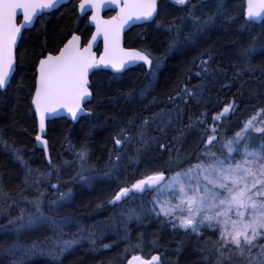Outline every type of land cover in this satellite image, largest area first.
<instances>
[{
	"label": "snow or ice",
	"instance_id": "snow-or-ice-1",
	"mask_svg": "<svg viewBox=\"0 0 264 264\" xmlns=\"http://www.w3.org/2000/svg\"><path fill=\"white\" fill-rule=\"evenodd\" d=\"M62 0H0V89L9 85L17 66L18 40L23 38V30L35 26V20L47 10L56 8ZM231 0H80L77 5L81 13L90 7L89 20L95 24L96 31L87 44L82 45V38L74 31L70 38L62 35L55 38L60 47L48 50V40L41 43L39 51L33 53L34 91L31 93V106L38 118L39 134L35 140L44 145V156L48 171L33 168L24 158L21 149L8 146L13 159L19 162L23 170V179L15 196L0 179V218L6 223L0 224L3 244L0 252L16 256L11 264H26L36 257H47L52 264H61L62 257L75 246L87 241L92 250L100 244L110 249L113 244H103L96 225H78L75 232L66 233L76 223L71 215L54 216L44 212L47 189L42 183L50 185L52 198L47 205L49 211H59L66 202L71 201V188L61 191L60 180L51 183L53 174H58L61 166L54 163L48 148V141L41 134L46 133V120L60 111L67 112L77 120L85 112L83 104L97 100L96 107L105 104L106 97L102 87H93L89 77L93 69L109 67L115 73H122L129 64L142 62L147 66L145 83L138 89L141 102L154 91L157 70L169 53L182 51L196 44L201 37L218 25L238 24V32L247 33L248 42L240 43L234 53L240 66L232 64V78L242 77L245 71L255 73L257 69L264 74V61L253 64L257 54L264 56V42L258 35H252L257 22L264 23V0H244L241 13H233ZM115 5L118 12L109 20H102L99 9L104 5ZM179 6L182 15H170L169 7ZM18 12L23 19L17 22ZM161 19L157 20L156 18ZM150 23L155 21L154 31L163 29L167 34L164 53L154 57L148 48L121 47V33L125 26L135 22ZM185 29H188L185 31ZM103 35L104 53L99 60L92 51L97 37ZM147 39L142 35L141 40ZM66 40V42H63ZM236 45V41H233ZM24 54H21V59ZM216 61L212 48L200 51L186 69L188 78H178L176 84L167 93L152 96L142 115L132 112L121 122L118 131L111 136L112 146L108 148V159L104 169H98L91 162L87 141L75 150L74 164L76 171L71 180L80 185L92 187L100 178H108L116 184L118 190L109 192L99 199L97 210L105 207L119 209L120 226L124 235L121 241L126 247L109 264H164L161 255L146 258L142 254L144 233L137 235L132 243L128 224L131 221L142 223L149 218L159 221L161 227L170 226L173 232L182 231L184 237L196 238V248L201 258L195 264H264V92L249 89L246 103V118L240 121L238 131L228 136L225 123L238 110L236 95L225 102L222 109L211 116L209 124L205 107L197 115H188V123L183 119L189 106H206L205 92L209 78L217 75L227 76L221 68H213ZM196 69V71H193ZM193 79L198 83H191ZM225 85H221L224 87ZM229 87L231 85H228ZM244 82L240 88L243 89ZM136 89L121 93L130 103L134 102ZM243 97V92L238 89ZM153 107H159L152 112ZM88 116L97 115L93 109L87 110ZM116 119V117H113ZM179 124L180 127H176ZM173 133L169 136V133ZM198 132L197 139L187 149L183 147L186 138ZM154 133V134H153ZM258 141V143H257ZM131 146L133 152L125 150ZM74 148V146H71ZM167 154L165 158L164 154ZM239 154L240 159L236 158ZM127 155L129 164L122 161ZM144 161V171L134 181L121 180V171L131 168V162L137 167ZM69 161H63L69 165ZM186 165V166H185ZM135 171V169H133ZM32 188L38 195L29 198L23 193ZM151 193L148 200L144 196ZM16 197L29 207H19ZM19 207L18 215H11L13 207ZM115 215H110L103 222L105 227H113ZM45 225L52 229V235L43 241L22 243L20 237L30 230H37ZM12 237V239H9ZM70 237V238H69ZM151 244H157L156 233ZM115 243V242H114ZM180 242H178L179 245ZM177 253L180 248L177 247Z\"/></svg>",
	"mask_w": 264,
	"mask_h": 264
},
{
	"label": "trees",
	"instance_id": "trees-1",
	"mask_svg": "<svg viewBox=\"0 0 264 264\" xmlns=\"http://www.w3.org/2000/svg\"><path fill=\"white\" fill-rule=\"evenodd\" d=\"M243 2L244 0H231L230 10L233 13H241L240 6ZM169 13L170 15L165 19L182 15L179 6H170ZM156 19L161 18L157 17ZM154 28L155 21L131 27L124 35V45L140 49L148 48L154 56H160L164 53L166 47L167 34L163 29L154 31ZM237 29L238 24L218 25L210 29L193 46L167 55L157 71L154 91L142 102L138 92V89L146 82V70L142 65L128 68L121 74H111L108 71L101 70L93 71L90 76L93 87H102L105 96L110 97L111 100L106 99L104 105L96 107L97 100L93 99L91 104H86V109H93L97 115L81 116L74 124L65 118L53 119L47 123L46 139L54 163L62 166L60 157L63 158L64 156L65 159H68L71 152L78 149L81 143L86 140L91 162L98 168H104L108 159V148L112 146L111 136L119 130L121 122L125 121L132 112H138L142 115L150 114L143 111L144 104H147L152 96L166 94L167 90L176 84L178 78L187 79L189 74L186 69L193 58L198 57L200 51L206 48H212L216 56V61L212 67L219 66L223 68L227 72V76L217 75L214 78H209L208 89L205 92V99L208 100L207 105L189 106L184 115L183 123H188L189 114L195 116L206 107L208 121L211 124V116L222 109L225 102L231 101L233 94H237L236 102L239 108L225 123L224 130L228 136L238 131L240 121L246 118V115H242L246 103H256V100L248 101V91L249 89H255L257 92H264V74L257 69L255 73L245 71L242 77L232 78L234 69L231 65L240 66L234 48L240 43L248 42L250 39L247 33L242 34ZM187 30L185 29V31ZM73 31L81 35L83 42L88 39L92 31L86 18L77 16L75 0H70L67 4H62L56 10L36 19L35 26L23 32V38L20 39L18 44L15 72L9 85L5 90L0 91V179L7 188L11 189L13 196L23 186L21 184L23 170L19 162L13 159L8 146L21 149L24 158L29 160L31 167L39 168L41 171L48 170L43 152L35 146L34 142L36 120L30 105L31 93L34 88L33 53L39 51L45 37L48 40V50H52L57 47V44L58 46L63 44L55 38L62 35L68 37ZM142 35L147 36V39L141 40ZM252 35H258L260 40L264 42V23L256 24ZM233 41H236V45L233 44ZM21 54H24L22 59L20 58ZM262 61H264V56L257 54L252 62L253 64H261ZM193 71H196V69H193ZM242 81L244 82L243 89L240 88ZM198 82L196 79L191 81L193 84ZM221 85L225 86L221 87ZM131 89L137 90L132 103L121 95V93H126ZM238 89L243 92V97L238 94ZM241 100L246 103H242ZM158 110L159 107L151 109L152 112ZM113 117H116V119H113ZM176 127H180V125L177 124ZM172 134L170 130L169 136ZM197 136L198 132L193 130L192 135L187 136L183 147L185 149L189 148L197 139ZM71 146H74V148ZM125 151L131 153L133 149L129 146ZM164 155L167 158V154ZM125 161L127 160L124 158L122 163L129 164V160ZM131 164V168L127 171H121V180L128 179L132 181L140 178V173L145 168L144 161L142 160L138 167L134 161ZM113 190H116L114 185L106 183H94L90 189L77 188L72 202L68 204L66 214L78 215L82 223L88 224V220L92 219H88L87 212L96 209L95 205L98 200L103 199ZM151 219H146L142 223L130 224L129 231L132 243H136L139 233H144L142 254L146 255L151 251H161L164 254L162 255L164 264H195L201 258V254L196 248V238L194 236L186 238L182 231L173 232L170 226L162 228L159 221ZM153 233H156L157 244L155 246L151 244L154 239ZM3 239L1 233L0 246L7 247L2 243ZM113 240L114 237L113 239L112 237H104L102 240L103 244L114 245L110 249H104L98 245L97 250L93 251L88 249L85 244H83L84 246H77L62 258L61 264H105L107 261H112L118 253L123 251L126 245L123 241L114 243ZM178 242H180L179 245ZM178 246L180 248L179 253L176 251ZM11 262L12 260L9 261L8 258L6 260L0 259V264H11ZM26 264H52V262L44 259H34L27 260Z\"/></svg>",
	"mask_w": 264,
	"mask_h": 264
},
{
	"label": "rangeland",
	"instance_id": "rangeland-1",
	"mask_svg": "<svg viewBox=\"0 0 264 264\" xmlns=\"http://www.w3.org/2000/svg\"><path fill=\"white\" fill-rule=\"evenodd\" d=\"M158 71V70H157ZM257 143H258V141H257ZM74 155H75V151H73V152H71V155L68 157V159H63L62 160V162L63 161H69L70 163H69V169L66 171V173H64V175H62L61 176V173H58V174H53V177H52V179H51V183H56L57 182V175L59 176V180H60V190L61 191H63V190H66V189H68V188H71L72 189V192L74 191V188L76 187V185L77 184H75L74 186L73 185H71V187L67 184L68 183V181H70V182H72L73 184H74V182L71 180V178H72V176H73V174H74V172L76 171V167H75V164H74ZM236 158L237 159H240V156H239V154H237L236 155ZM69 170H70V172H69ZM46 171H48V170H46ZM45 171V172H46ZM71 172H73V174L72 175H69ZM132 181H134V180H132ZM40 187L41 188H43V189H47V195L45 196V203H44V208H43V210H44V212L46 213V214H48V215H54V216H57V217H60V216H64V215H70V214H66V212H67V208H68V204L69 203H71L72 202V200L71 201H68V202H66L65 204H64V206L62 207V208H64L65 207V205H66V207H65V212H63V213H60L61 212V210H59V211H57V212H51V211H49V208H48V205H47V201H48V199L49 198H52V189H50V185L49 184H47V183H42L41 185H40ZM36 195H38V192H36L35 191V196ZM74 195V194H73ZM151 193H147V194H145V196H144V200H148L150 197H151ZM73 199V198H72ZM24 207H29L30 208V206H28V205H26V204H24ZM110 209H108V210H103V213H106L107 215H106V217H103V218H100L98 221H97V223H89V224H84V223H82L81 221H80V218H79V216L77 215V216H73V217H76V223H74L73 225H72V227H70L69 229H70V232H75L76 231V228H77V226L78 225H83V226H92V225H96V227H97V234H98V237H99V232H100V230H103V232H104V235H103V237H100V240H101V242H102V240H103V238L104 237H112V239H113V237H114V242H118V241H121V237L124 235V232H123V229L121 228V226H120V217H119V209L118 208H113V207H109ZM104 209V208H103ZM97 209H93V211H91V212H87L88 214L87 215H89L90 213H93V212H95ZM99 210H102V209H99ZM17 211H18V213H16L15 215H18L19 214V210L17 209ZM110 215H115V222H114V226L113 227H105V225H104V221L106 220V218L107 217H109ZM72 216V215H71ZM152 219H155V218H152ZM151 219V220H152ZM145 221V220H144ZM133 222H136V221H134L133 220ZM138 223V222H137ZM130 224H131V222H129V224H128V229L130 228ZM65 230V229H64ZM37 231V230H36ZM44 231H46V234L45 235H47V236H44V238L42 239V240H35V241H43L44 239H45V237H48V236H51L52 235V229L49 227V226H47V225H45L44 226ZM115 233V234H112V235H110V233ZM31 233V230L30 231H28V232H26L24 235H22L21 237H20V240H21V242L22 243H26V241L28 240V244H30L32 241H34V239H32V233ZM70 238V237H69ZM83 244H85V245H87L86 247L88 248V249H92L91 248V246L88 244V242L87 241H83L82 242ZM103 243V242H102ZM105 243V242H104ZM98 245H100V244H98ZM97 245V246H98ZM125 247H126V245H125ZM139 250H137V253H132V252H129V254L130 255H132V254H142L141 252H138ZM3 253V252H2ZM151 253H149V254H142V255H144V256H147V255H150ZM7 255H9L8 256V260L9 261H11V260H13V259H19V253H17V255L14 257V256H12V255H10V254H7Z\"/></svg>",
	"mask_w": 264,
	"mask_h": 264
},
{
	"label": "bare ground",
	"instance_id": "bare-ground-1",
	"mask_svg": "<svg viewBox=\"0 0 264 264\" xmlns=\"http://www.w3.org/2000/svg\"><path fill=\"white\" fill-rule=\"evenodd\" d=\"M78 17H79V15H77ZM260 23V22H259ZM256 24H258V23H256ZM130 29V28H129ZM128 29V30H129ZM76 34H78L77 32H75ZM70 35H71V33H70ZM70 35L68 36V38H70ZM124 39H125V37H124ZM64 42H66V40L64 41ZM63 45V44H62ZM61 45V46H62ZM60 46V47H61ZM137 49H140V48H137ZM164 52V51H163ZM169 54H171V53H169ZM168 54V55H169ZM153 55V54H152ZM154 56V55H153ZM154 57H156V56H154ZM142 66L145 68V70H146V72H147V69H146V67H145V65H143L142 64ZM125 71V70H124ZM123 71V72H124ZM87 110V109H86ZM87 115V114H86ZM85 116V115H84ZM60 118H64V117H60ZM57 119V118H56ZM66 119V118H65ZM68 120V119H67ZM69 121V120H68ZM70 123H72L71 121H69ZM72 124H74V123H72ZM34 140H35V137H34ZM68 152V151H67ZM43 156H44V154H43ZM126 157H127V155H126ZM126 157H124L125 158V160H127L128 161V158H126ZM44 159H45V156H44ZM63 159H65V157L63 156V158H61L60 157V160H63ZM45 161H46V159H45ZM127 161H125V162H127ZM61 164H62V166H61V170H60V172L59 173H61V176L62 175H64V173H66V171L69 169V166L68 165H64L63 164V162L61 161ZM98 168V167H97ZM98 169H104V168H98ZM47 169H45V170H43V171H46ZM63 172V173H62ZM69 172H70V170H69ZM73 174V172H71L69 175H72ZM138 179V178H137ZM94 183H106V184H113L114 185V188L116 189V190H118L117 188H116V184H115V182L114 181H112V180H109L108 178H100V179H97L96 181H94L93 182V184ZM70 187H71V185H75V184H77L76 185V187L74 188V191H73V194L75 195V193H76V190H77V188H85V189H90L91 187H88V186H86V185H80V184H78V183H76V182H74V184L72 183V182H70V181H68V183H67ZM23 187V186H22ZM50 189H51V187H50ZM25 196H28L29 198H31V197H33V196H35V191L32 189V188H28V189H26L25 191H24V193H23ZM74 195H73V197H74ZM17 198V203H18V205H19V207H24V202L23 201H20L19 200V197H16ZM19 207H13V209H12V211H11V215H15L16 213H18V211H17V209L19 210ZM65 207H66V205H65ZM65 207L64 208H61L60 210H61V212L60 213H63V212H65ZM108 209H110L109 207H105L104 209H102V210H96L95 212H93V213H90L89 215H87L89 218L88 219H92V220H88V224L89 223H97V221L100 219V218H103V217H106V213H103V210H108ZM66 210H68V209H66ZM101 216V217H98V216ZM153 220V219H152ZM3 223H6V219L5 218H0V224H3ZM131 223H134V224H136L137 222H133V221H131ZM162 228H164V227H162ZM64 232H66V233H70V229L69 228H65V230H64ZM31 233H32V239H34V240H42L43 238H44V236H47V235H45L46 234V231H44V227H42V228H40V229H37V231L36 230H31ZM30 233V234H31ZM1 234V233H0ZM3 234V233H2ZM112 234H115L114 232L113 233H110V235H112ZM9 239H12V237H9ZM25 244H28V240L26 241V243ZM77 246H84L83 245V243L81 242L79 245H77ZM77 246H75V247H77ZM74 247V248H75ZM73 248V249H74ZM73 249H71L69 252H71ZM68 252V253H69ZM161 252V251H160ZM160 252H157V251H151L150 253V255H147V256H145L146 258H150V256L151 255H153L154 253H159V255H161V257H162V255H164L162 252V254L160 253ZM68 253H66V254H68ZM65 254V255H66ZM149 254V253H148ZM64 255V256H65ZM8 256L9 255H7V254H4V253H2V252H0V259H4V260H6L7 258H8ZM63 256V257H64ZM62 257V258H63ZM34 259H44V260H47V261H49V259L47 258V257H41V256H36V257H33V258H31V259H29V260H34ZM51 262V261H50ZM109 262L110 261H107V263H105V264H109Z\"/></svg>",
	"mask_w": 264,
	"mask_h": 264
},
{
	"label": "water",
	"instance_id": "water-1",
	"mask_svg": "<svg viewBox=\"0 0 264 264\" xmlns=\"http://www.w3.org/2000/svg\"><path fill=\"white\" fill-rule=\"evenodd\" d=\"M68 1H69V0H62L61 4H59V5H58L56 8H54V9H57V8H58L59 6H61L62 4H66ZM54 9L47 10L45 13L50 12V11H52V10H54ZM109 10L116 11L115 15H116L117 12H118V9L115 7V5H111V4H109V5H104L103 7H101V8L99 9V16H100V18H101L102 20H109V19H111V17L115 16V15H113V16H110V17H104V16H103V13H104V12H107V11H109ZM78 13H79L80 16H83V15H85V14H89V16H88V24L92 27V32H91L89 38L87 39V41H86V43H85V44H87L88 40L91 39L92 34L96 31L95 24L92 23V22L89 20V17H91V15H92V10H91V8L89 7V8L86 10L85 13H81V12L79 11V9H78ZM18 17H21V20L23 19L22 12H18ZM17 22H18V21H17ZM144 23H146V22H139V21H138V22H135V23H130V24H128V25L125 26L124 30H123L122 33H121V40H120L121 47L125 48V47H124V34L128 31V29L131 28V27H133V26L140 25V24H144ZM257 23H259V22H257ZM29 27H30V26H29ZM29 27H27V28H29ZM77 35H79V34H77ZM81 38H82V37H81ZM100 42L102 43V48H101L100 53L97 54L96 49L98 48V45H99ZM18 43H19V40H18ZM85 44L82 43V45H85ZM62 46H63V45H62ZM62 46H61V47H62ZM125 49H128V48H125ZM92 51L95 53L96 59L99 60L100 56L104 53V39H103V35H100V36L97 37L96 41L94 42V45H93V49H92ZM139 63H142V62H137L136 64H139ZM136 64H129L128 67H127V69L130 68V67H133V66L136 65ZM142 64H143V63H142ZM145 67H146V69H147V66H146V65H145ZM15 69H16V68H15ZM97 69H106V70H109V71L112 72V73H115V72H114L111 68H109V67L100 66V67L97 68ZM14 72H15V70H14ZM14 72H13V74H14ZM13 74H12V76H13ZM12 76H11V77H12ZM11 77H10V80H11ZM89 79H90V77H89ZM10 80H9V82H10ZM0 90H3V89H0ZM33 91H34V89H33ZM30 104H31V102H30ZM83 107H84V104H83ZM31 108H32V111H33V114H34V117H35V120H36V135H37V134H39L38 118L35 116V109H34V107L31 106ZM86 114H87V110L85 109V112H84V113H81L80 116H79V118H80L81 116L86 115ZM60 117H64V118L68 119L69 121H71L72 123H76V122L78 121V119H79V118H78L77 120H73V119L71 118V116H70L67 112H65V111H60V112H58V113H56V114H54V115L49 116L48 119H47L46 122H45V124H46V133L41 134V135L43 136V139L47 140V139H46V135H47V123H48L49 121L53 120V119L60 118ZM36 135H35V137H36ZM35 145H36L37 148L41 149L42 152H43V154H44V145L41 144V143H39V142H37L36 140H35ZM154 254H155V255H159V253H154ZM154 254H153V255H154ZM129 258H130V256H129Z\"/></svg>",
	"mask_w": 264,
	"mask_h": 264
},
{
	"label": "flooded vegetation",
	"instance_id": "flooded-vegetation-1",
	"mask_svg": "<svg viewBox=\"0 0 264 264\" xmlns=\"http://www.w3.org/2000/svg\"><path fill=\"white\" fill-rule=\"evenodd\" d=\"M68 2H70V0H69ZM68 2H67V3H68ZM79 2H80V0H75V4H76V13H77V15H79V13H78V7H77V5L79 4ZM67 3H66V4H67ZM54 10H56V9H54ZM54 10H52V11H54ZM52 11H50V12H52ZM50 12L44 13L43 15L48 14V13H50ZM114 13H115V11L109 10V11H107V12H104V13H103V16H104V17L113 16ZM40 16H42V15H40ZM40 16H39V17H40ZM88 16H89V14H85V15H83V16H80V15H79V18H83V17H85L86 20H87V24H88ZM20 20H21V17H18V20H17L18 23H19ZM35 21H36V20H35ZM88 26L91 28V26H90L89 24H88ZM32 28H33V26H30L29 28L24 29L23 32L26 31V30L32 29ZM91 29H92V28H91ZM80 36H81V35H80ZM88 38H89V37H88ZM19 41H20V40H19ZM86 41H87V40H86ZM86 41L83 42V40H82V43L85 44ZM18 44H19V43H18ZM124 47H125V48H133V47H126L125 45H124ZM101 48H102V43L100 42L99 45H98V48L96 49L97 54L100 53ZM137 65H142V64H137ZM135 66H136V65H135ZM133 67H134V66H133ZM97 70L108 71L109 73H111L109 70H106V69H97ZM94 71H96V70H94ZM122 73H123V72H122ZM111 74H114V73H111ZM11 78H12V77H11ZM33 89H34V88H33ZM3 90H5V89H3ZM3 90H0V91H3ZM86 104H87V103L84 104L85 109H86ZM34 142H35V140H34ZM35 146H36V145H35Z\"/></svg>",
	"mask_w": 264,
	"mask_h": 264
}]
</instances>
